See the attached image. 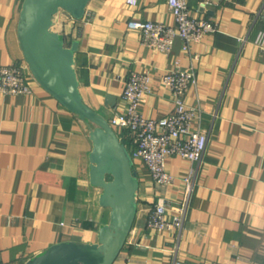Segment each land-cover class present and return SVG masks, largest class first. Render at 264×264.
Masks as SVG:
<instances>
[{"label":"crops","instance_id":"crops-1","mask_svg":"<svg viewBox=\"0 0 264 264\" xmlns=\"http://www.w3.org/2000/svg\"><path fill=\"white\" fill-rule=\"evenodd\" d=\"M24 1L0 0V65L23 63L33 89L0 91L2 264H25L64 241L98 242L101 225L111 220V208L100 202L103 189L91 182L95 124L42 86L25 60L18 32ZM189 3L195 15L219 26L191 43L190 52L179 37L171 53L150 47L128 25L132 18L174 24L166 0H90L80 19L59 12L66 44L79 41L73 66L81 97L108 121L125 109L123 90L134 70L153 76L140 107L147 117L175 108L161 80L175 58L197 75L185 100L202 108L205 157L197 163L170 156L167 169L175 180L166 186L152 180L143 160L132 159L137 210L112 264H172L175 257L191 264H264V0ZM118 136L129 151L130 140ZM192 168L197 172L183 229L149 228L150 208L161 195L178 197Z\"/></svg>","mask_w":264,"mask_h":264},{"label":"built area","instance_id":"built-area-1","mask_svg":"<svg viewBox=\"0 0 264 264\" xmlns=\"http://www.w3.org/2000/svg\"><path fill=\"white\" fill-rule=\"evenodd\" d=\"M137 4V0H127ZM211 0H201L203 4ZM174 18V24L151 19L132 18L128 25L138 30L143 43L163 52L171 53L176 39L182 40V48L190 52V44L200 42L208 33L219 29L217 23L195 15L190 0H166ZM245 37H241L244 42ZM195 59L198 55L194 54ZM162 83L175 96V108L159 117H147L141 111L143 97L153 89V76L150 70H134L123 90L126 100L124 110L115 111L109 119L110 125L122 138L130 140L131 160L141 159L147 165L152 180L158 185H170L175 176L167 169V159L178 155L200 163L207 152L209 133L202 127L200 104H188L185 100L190 87L197 82L195 68L186 69L175 58L172 66L162 75ZM0 91L3 93H32L25 65L14 63L0 65ZM127 147V146H126ZM128 149V148H127ZM197 169L192 168L182 180L184 187L176 198L159 196L149 210L148 227L156 230H181L189 210L190 199ZM0 264L2 261L0 259ZM172 264H191L175 257Z\"/></svg>","mask_w":264,"mask_h":264},{"label":"water","instance_id":"water-1","mask_svg":"<svg viewBox=\"0 0 264 264\" xmlns=\"http://www.w3.org/2000/svg\"><path fill=\"white\" fill-rule=\"evenodd\" d=\"M90 0H25L18 26L25 60L34 78L65 107L95 124L90 135L91 182L103 189L100 202L111 208V220L101 225L98 242L64 241L51 245L25 264H112L132 229L139 186L127 147L108 119L89 107L79 91L73 66L79 41L67 45L53 30L54 16L62 9L83 18Z\"/></svg>","mask_w":264,"mask_h":264},{"label":"rangeland","instance_id":"rangeland-1","mask_svg":"<svg viewBox=\"0 0 264 264\" xmlns=\"http://www.w3.org/2000/svg\"><path fill=\"white\" fill-rule=\"evenodd\" d=\"M59 12L62 13V12H66V11H64V10L61 9ZM59 12L54 16V20H55V21H53V22H54L55 24L53 23V27H52L53 30H55L56 32L61 31V29H60L59 26H58V23H59V17H60V16H59Z\"/></svg>","mask_w":264,"mask_h":264}]
</instances>
